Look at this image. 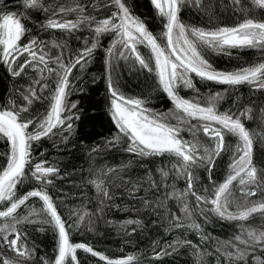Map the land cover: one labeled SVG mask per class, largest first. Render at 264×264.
<instances>
[{
	"label": "snow or ice",
	"instance_id": "6c2138e0",
	"mask_svg": "<svg viewBox=\"0 0 264 264\" xmlns=\"http://www.w3.org/2000/svg\"><path fill=\"white\" fill-rule=\"evenodd\" d=\"M150 4L159 22L158 32L133 15L126 0H105L104 7L115 10L104 18L94 14L100 7L99 0L91 5L92 11L83 0L61 3L58 8L47 0H23L22 13L10 10L0 0V64L7 66L13 78L26 77L28 81L16 91L19 104L10 97L0 106V139L8 146L3 153L6 163L0 166V264H37L38 245L30 238L29 228H35L37 233L51 230L57 241L54 259L41 256L39 264H81L78 250L103 264H143L142 252L111 257L88 243L71 239V232L82 227L95 231L105 209L129 210L127 203L115 204L113 189H122L128 197L138 200L142 208L133 209L137 213L151 211L160 226L166 221V234L177 233L163 244L153 241L156 261L162 262L165 257L187 249L194 264H207L208 257H214L215 264H264V161L258 167L254 160V143L259 140L264 144V107L260 109L259 130L246 126L253 119L254 108H241L242 96L236 95L229 107L220 109L229 98V89L248 85L264 91V18L255 16L257 9L264 10V0H251V6L244 0L220 5L241 17L235 26H221L214 19H218L219 12L212 0H150ZM186 8L202 13L207 26L183 20ZM29 12H41L46 17L38 25V32L59 31L62 36L43 40L33 35L25 23L31 22ZM82 31H88L91 37H84L83 46L73 49L69 40L79 41L77 33ZM105 36L111 38L104 49L107 111L117 131L105 138L103 147L91 149L93 164L94 154L122 148L139 160L167 159L170 167L156 168L159 180L147 170L145 188L143 178L123 180L122 174L131 167L132 159L115 167L90 166L86 183L95 188V209L90 210L85 204L70 208L56 189L59 167L43 158L34 162L33 143L58 133L67 142L63 133L71 134L74 120L80 118L71 111L77 109L78 102L71 103L69 108L68 97L75 88L70 78L79 79L73 70L85 71ZM141 47L147 52L142 53ZM232 49L258 50L261 56L231 71L218 70L207 58L212 53L230 55ZM122 63L129 71L150 74L173 108L166 113L157 112L146 106L148 99L126 95L121 90ZM194 76L204 84L214 82L228 88L202 96ZM182 89L191 90L195 96L186 98L180 94ZM36 101H46L47 105L45 113L34 118L30 109ZM185 131L191 139L184 138ZM226 137L234 138L235 144L228 143ZM224 155H228L227 167L222 180H217L214 170ZM201 171L205 174L203 179ZM180 179L185 182L183 189L176 187L175 182ZM161 187L162 195H157ZM140 191L145 195L136 196ZM149 195L155 198L149 199ZM169 200H175L181 215L172 212ZM199 217L204 218L205 225L216 217L234 224L235 231L225 240L213 237L198 222ZM253 220L259 223L254 225ZM105 222L115 224L129 237L145 229L141 219ZM189 234L197 235L200 243H193Z\"/></svg>",
	"mask_w": 264,
	"mask_h": 264
},
{
	"label": "trees",
	"instance_id": "16d2710c",
	"mask_svg": "<svg viewBox=\"0 0 264 264\" xmlns=\"http://www.w3.org/2000/svg\"><path fill=\"white\" fill-rule=\"evenodd\" d=\"M72 0H47V3L53 5V7H59V4H70ZM88 5L89 11H92L91 5L97 3V0H83ZM133 15L139 16L141 19L148 23L150 30L154 32L159 31V22L154 18V9L150 4V0H126ZM213 4L217 5V11L219 12L217 22L221 26H235L240 22L241 17L226 7H220V5H230L232 0H212ZM100 7L95 11V15L99 18H104L110 15L114 8L104 7L105 0H99ZM244 3L251 6V0H244ZM4 4L9 6L10 10L16 12H24L23 0H4ZM29 19L31 22L25 21L26 27L29 28L33 35H38L43 40H50L52 36H62L59 31L53 33H40L38 32V25L45 20V16L41 12H29ZM257 19L264 18V10L257 9L255 12ZM73 18V17H69ZM182 19L189 23H196L200 26H207V18L200 12L194 9H185L182 12ZM80 36L79 41L75 38L69 40V44L73 49H77L83 46L84 37H91L88 31H82L77 33ZM110 37L105 36L101 40V47L95 52V58L86 67L84 72H79L78 69H74V75L79 79L70 78L75 88L72 90L71 95L68 97L69 108L71 103H77V109L71 111L79 115V120H74V129L71 134L64 132L63 136H67V142H64L61 134L52 136L51 138H42L39 142L33 143V158L34 162H40L41 158L48 161L49 164L57 165L60 169V178L55 180L56 189L60 190L61 197L65 199V203L68 207H78L81 204L87 205L88 209L94 210L96 206V191L91 185H88L86 181L89 177V168L99 167L107 164L108 166L115 167L121 162L127 163L132 159L133 163L122 175L125 182L137 180L143 178L145 181L143 187H147L146 183V171L150 170L154 179L159 180V173L156 172V168L161 165L170 167V163L164 158H146L139 160L134 158L131 154L122 150L108 149L107 151H101L96 156L95 164H93L92 157L89 155L91 149L97 145L103 147L105 138H110L117 129L114 123L111 121L110 114L107 111L108 94L106 90V82L104 79V49L110 43ZM26 43L27 40H23ZM142 53H146L147 50L141 49ZM231 54L226 52L212 53L207 58L218 70H234L236 68L247 66L248 63L257 60L261 53L258 50L251 49H232ZM53 54H55L53 52ZM6 65L0 64V106L7 103L10 97L16 98V102L19 104L20 100L16 97V91L21 89L22 86H26L28 81L26 77L13 78L11 73L7 70ZM120 81L121 90L128 96L140 95L141 98L149 100L146 105L148 108L157 112H168L173 108L171 100L162 89L156 87L155 81L150 74L146 72L129 71L126 65L121 64L120 67ZM194 83L199 88L202 96H207L209 91L224 92L228 88L226 85H219L214 82H208L204 84L199 81L198 77L194 76ZM229 98L220 105L221 111L229 107L236 95H240L243 98V104L250 105L254 108L252 113L253 119L246 122V126L250 129L259 130V116L260 109L264 107V91L257 90L248 85H242L237 90L229 89ZM181 95L187 97L195 96L189 89H182ZM47 95V92L44 94ZM47 102L36 101L32 105L30 112L33 117H37L45 113ZM235 110V109H234ZM172 123L175 120L172 119ZM30 131L32 126H30ZM55 131V130H54ZM185 139H191V135L185 131L183 133ZM204 140V137L201 136ZM226 140L230 144H235V139L232 137H226ZM206 142V141H205ZM123 147V146H122ZM8 151V146L5 141L0 139V166L6 163L3 153ZM254 160L257 166H261V162L264 161V144H261L259 140L254 143ZM228 163V155H224L217 161V167L214 170V178L222 180ZM201 178L203 179L204 173L201 171ZM173 181L169 179L168 183ZM115 183L120 184L119 180ZM176 187L183 189L185 182L183 179L177 180ZM204 183H207L204 180ZM31 190V189H27ZM116 197L115 204L123 205L127 203L129 210L125 211L122 208L118 209L112 207L111 209H105V215L103 218L96 222V230L89 232L83 227L79 231L71 232V239L73 242L88 243L94 247L95 250L103 251L105 254L116 257L126 255L128 253H143L141 260L143 264H194V259L190 255L187 249H181L178 254L165 257L162 262L156 261L155 253L152 251V243L155 240H159L161 244L165 241H171L174 236L177 235L175 231L166 234L164 227H167V222L160 226V221L157 216L151 211H141L137 213L133 209L142 208V204L136 200L128 197L127 192L117 189H113ZM171 191V189H168ZM163 187H161L162 195ZM136 196H144V192L140 191L135 193ZM149 199H154L152 195L148 196ZM111 203V202H109ZM168 206L172 212L177 215H181L178 212V205L175 200H169ZM161 216H163L164 209H159ZM126 219H141L144 221L145 229L134 233L131 237L126 236L121 232L115 224H108L105 221L120 222ZM157 221L156 225L152 224V221ZM204 226L205 231L210 233L213 237H219L221 240L228 239L235 231V225L229 224L225 221H220L216 217H211L210 222L204 224V218L199 217V221ZM252 224H258V220L251 221ZM132 231V226L128 227V232ZM29 236L38 245L37 248V264H39V257L43 256L46 259H54V248L56 247V239L51 230H46L43 233H37L35 228L28 229ZM189 239L193 243H200L199 237L195 234H189ZM210 250V249H209ZM159 251V249H157ZM169 251H171L169 249ZM78 258L81 260V264H103L98 258L92 257L91 254L78 250ZM207 264H215L214 257L207 258Z\"/></svg>",
	"mask_w": 264,
	"mask_h": 264
},
{
	"label": "rangeland",
	"instance_id": "374dc122",
	"mask_svg": "<svg viewBox=\"0 0 264 264\" xmlns=\"http://www.w3.org/2000/svg\"><path fill=\"white\" fill-rule=\"evenodd\" d=\"M141 49H144V48H143V47H141ZM141 49H140V50H141ZM141 51H142V50H141Z\"/></svg>",
	"mask_w": 264,
	"mask_h": 264
}]
</instances>
